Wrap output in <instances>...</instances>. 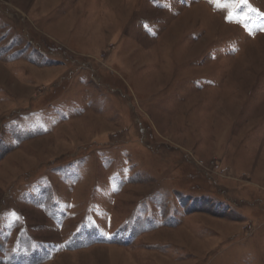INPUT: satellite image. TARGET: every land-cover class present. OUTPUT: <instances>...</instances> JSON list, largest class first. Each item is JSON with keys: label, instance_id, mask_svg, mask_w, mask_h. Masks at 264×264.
<instances>
[{"label": "rangeland", "instance_id": "1", "mask_svg": "<svg viewBox=\"0 0 264 264\" xmlns=\"http://www.w3.org/2000/svg\"><path fill=\"white\" fill-rule=\"evenodd\" d=\"M0 264H264V0H0Z\"/></svg>", "mask_w": 264, "mask_h": 264}]
</instances>
